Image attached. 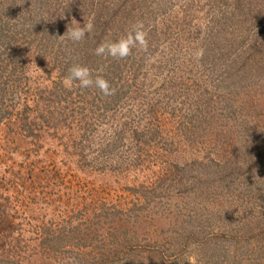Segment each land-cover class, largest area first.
<instances>
[{
	"label": "trees",
	"instance_id": "obj_1",
	"mask_svg": "<svg viewBox=\"0 0 264 264\" xmlns=\"http://www.w3.org/2000/svg\"><path fill=\"white\" fill-rule=\"evenodd\" d=\"M141 22L146 48L96 55ZM77 64L111 94L70 82ZM262 80L264 0H0V124L63 132L76 173L130 176L135 196L41 223L28 264H264V125L246 109Z\"/></svg>",
	"mask_w": 264,
	"mask_h": 264
},
{
	"label": "rangeland",
	"instance_id": "obj_2",
	"mask_svg": "<svg viewBox=\"0 0 264 264\" xmlns=\"http://www.w3.org/2000/svg\"><path fill=\"white\" fill-rule=\"evenodd\" d=\"M195 17L204 20L199 14ZM182 39L196 43L192 37ZM183 43L192 49L193 44ZM172 47L180 54L176 57L181 61L192 60L187 49L179 52V46ZM169 67L180 71L184 65L173 63ZM256 95L259 99H252L246 109L264 125V93L256 91ZM105 123L100 128H105ZM54 134L53 141L51 131L44 133L46 137L26 135L13 117L0 124V257L10 260L22 257L20 264H28L27 258L35 259L41 223L49 224L52 217L60 220L64 212L74 211L73 206L83 208L82 213L74 211L81 217L87 211L94 214V206L101 202L123 208L135 198L125 189L132 183L130 176L90 174V170L84 173L80 169L76 173L74 166L65 160L71 155H63L61 150L65 146L61 140L64 133ZM176 141L184 142L181 138ZM179 146L178 152V145L172 146L170 158L189 159L195 153L186 142Z\"/></svg>",
	"mask_w": 264,
	"mask_h": 264
},
{
	"label": "clouds",
	"instance_id": "obj_3",
	"mask_svg": "<svg viewBox=\"0 0 264 264\" xmlns=\"http://www.w3.org/2000/svg\"><path fill=\"white\" fill-rule=\"evenodd\" d=\"M91 29V24H84L83 26H81L79 23H77V26H73L72 28L68 29L67 34L69 39H71L73 42H79L86 37ZM143 29V23H137L133 26L132 31L126 38H121L116 42H108L99 45L96 49V55L107 54L112 56L113 58L123 59L131 54L132 48L137 44L146 48L147 41L145 39V32ZM68 80L70 82L78 81L79 86L82 89L95 86L104 95L111 94L109 82L102 77H96L95 79H93L91 70L86 66H82L79 64L73 65L69 69Z\"/></svg>",
	"mask_w": 264,
	"mask_h": 264
}]
</instances>
